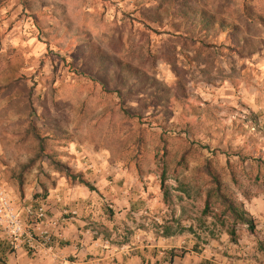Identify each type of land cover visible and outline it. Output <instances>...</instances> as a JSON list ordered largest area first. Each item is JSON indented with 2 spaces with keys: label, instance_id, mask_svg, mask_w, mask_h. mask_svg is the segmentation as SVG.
<instances>
[{
  "label": "rangeland",
  "instance_id": "obj_1",
  "mask_svg": "<svg viewBox=\"0 0 264 264\" xmlns=\"http://www.w3.org/2000/svg\"><path fill=\"white\" fill-rule=\"evenodd\" d=\"M185 8L197 16L183 18ZM102 54L130 66L105 64ZM0 85V182L21 201L42 199L62 175L38 157L32 127L47 153L91 185L95 163L156 186L154 218L146 227L129 220L115 245L134 247L138 229L160 234L163 225L191 224L181 235L196 247L215 235L230 240L214 218L218 204L201 215L215 187L208 162L244 209L264 197V0H0ZM183 186L189 196L179 202ZM235 230L240 242L250 235L242 224ZM251 239L247 256L264 264L253 244L264 253V239Z\"/></svg>",
  "mask_w": 264,
  "mask_h": 264
},
{
  "label": "crops",
  "instance_id": "obj_2",
  "mask_svg": "<svg viewBox=\"0 0 264 264\" xmlns=\"http://www.w3.org/2000/svg\"><path fill=\"white\" fill-rule=\"evenodd\" d=\"M93 167L98 168V173L89 175V179L95 181L92 183L94 191L85 187L81 189L77 183L56 175L44 198L29 203L27 199L21 201L14 186L6 185L11 205L28 231L34 236L48 232L55 243L52 249L41 248L37 252L28 251L25 244L12 250L0 231V264H159L158 253L166 255L160 264H259L257 258L247 256L252 247L248 240H252L253 234L243 242L240 239L222 241L215 235L208 243L196 247L191 236L163 237L149 226L135 232L134 238L138 242L133 243L134 247L111 243L112 236L119 237L129 220H140L145 227L148 226L158 212L161 198L152 194L156 186L151 183L145 186L126 170H106L103 165L96 166L95 163ZM105 175H110L113 181H124L119 183L120 186L110 184ZM40 201L47 209V218L43 221H37L34 215ZM249 205L251 209L246 210L255 220L256 235L264 239V197L253 198ZM253 208L262 215L258 217ZM255 242L253 244H258ZM240 244L246 245L239 249ZM170 250L175 253L183 251V254L168 261L167 252ZM259 253L264 256L263 249L257 245V257Z\"/></svg>",
  "mask_w": 264,
  "mask_h": 264
},
{
  "label": "trees",
  "instance_id": "obj_3",
  "mask_svg": "<svg viewBox=\"0 0 264 264\" xmlns=\"http://www.w3.org/2000/svg\"><path fill=\"white\" fill-rule=\"evenodd\" d=\"M189 8V7H188ZM188 8L183 9L181 12V16L185 19H188L189 16H197V11L193 10L190 11ZM159 21L158 19L156 20ZM220 29L221 30H228V26L225 22H220ZM102 62L105 64L113 63L117 67H129V63H123L120 60H114V59H106V57L102 54ZM2 86L0 85V89ZM31 134L33 138L37 141V149L39 152V158H45L49 162L53 164L55 169L62 173V175L69 181L75 182L77 184H80L84 187H86L90 191L96 190L93 185H91L86 179L83 178L82 174L80 173H74L69 165H67L65 162L60 161L57 159V156L59 155L57 152L47 153L45 151V139L41 136L39 131L35 129V127H32ZM34 161V160H33ZM30 164L32 161L29 162ZM207 176L210 179V181L214 184L215 187L208 188L206 190L205 200H204V207L201 211L202 217H208L210 216V209L212 204H218V206L221 208L219 215H214V218L218 221V223L221 226H226V233L229 235V238L231 241L236 242V225L242 224L246 226L248 232L250 234H253L255 236V239H258V236L256 235V229H255V220L253 217L249 214V212L244 209L243 204L240 201L233 200L231 197H229L224 191H222V179L220 178L219 173L214 172L210 168L209 162L205 165ZM166 180V170L163 168L159 175V181H160V189L162 190L163 195V203L169 204V198H170V188L168 185L165 184ZM53 185V183H52ZM176 190L179 191L183 195H176V198L178 201H182L184 196H189V188L187 187H176ZM43 198L47 193V189H44ZM229 219V222L226 223L225 218L222 216H225ZM176 224L179 226L178 221H176ZM162 231L160 233L161 236L167 237L171 235H177L183 233L185 230H188L189 232H192V225L179 227V229H173L171 225H163L161 226ZM258 246L261 248V243L258 242ZM183 254V251H180V253H175L173 250L168 251L169 259L168 261H171L173 256H181Z\"/></svg>",
  "mask_w": 264,
  "mask_h": 264
},
{
  "label": "built area",
  "instance_id": "obj_4",
  "mask_svg": "<svg viewBox=\"0 0 264 264\" xmlns=\"http://www.w3.org/2000/svg\"><path fill=\"white\" fill-rule=\"evenodd\" d=\"M35 219L43 221L47 218L45 203L40 201L34 209ZM0 231L3 232L5 241L10 249H15L22 244L30 252H37L41 248L52 249L55 240L48 232H42L39 236H34L23 225L11 205L10 195L4 185L0 182Z\"/></svg>",
  "mask_w": 264,
  "mask_h": 264
}]
</instances>
